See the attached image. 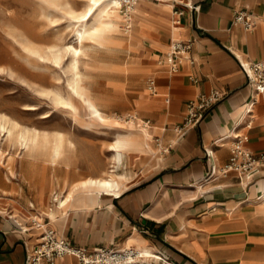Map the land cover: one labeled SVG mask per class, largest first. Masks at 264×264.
<instances>
[{"label":"crops","instance_id":"crops-1","mask_svg":"<svg viewBox=\"0 0 264 264\" xmlns=\"http://www.w3.org/2000/svg\"><path fill=\"white\" fill-rule=\"evenodd\" d=\"M138 2L146 25L135 27L127 46L139 82L154 80L153 91L142 88L140 103L148 121V150L140 149L142 137L133 134L130 150L137 156L133 171H125L133 176L119 195L100 193L88 199L75 192L61 209L47 202L46 211L40 212L46 183L59 187L50 169V180L44 172L28 204H36V217L75 247L150 246L164 261L156 264H264V170L250 181L235 172H216L230 158L234 134L246 136L245 146L254 153L264 150V93L250 113L243 112L253 88L240 67V61L264 58V0ZM237 11L252 14L253 29L233 24ZM186 40L191 47L180 57L178 70L170 73L166 55L173 42ZM212 91L222 94L219 101L178 136L174 126L181 123L187 104ZM249 120L251 126L244 127ZM139 126L134 132L142 130ZM22 204L0 208V264H27L36 244L39 231L28 228L31 217ZM21 226L27 231L21 232ZM52 264L78 262L66 255Z\"/></svg>","mask_w":264,"mask_h":264},{"label":"rangeland","instance_id":"rangeland-1","mask_svg":"<svg viewBox=\"0 0 264 264\" xmlns=\"http://www.w3.org/2000/svg\"><path fill=\"white\" fill-rule=\"evenodd\" d=\"M87 7L88 0H0V112L27 127L60 131L73 143L68 146L66 141L63 160L69 166L65 167L63 162L59 164L60 168L54 172L58 179L100 175L110 163L108 157L112 151L108 150V143L122 134L132 144L133 134L128 135L124 126L131 119L144 121L140 107L142 88L149 92L147 79L139 82L137 72L131 68L132 52L127 43L118 46L107 41L90 42L81 49L80 66L92 75V92L110 118L90 116L78 102H75V111H68L53 101L52 92L67 94L71 58L68 47L78 45L77 31L85 22L82 15ZM121 11L124 15L126 2L122 3ZM31 46L37 51H30ZM0 148L5 157L8 153L14 154L19 161L18 149L9 146L2 136ZM36 153V168L38 172L43 170L49 181L51 170L48 166L43 168L47 151L39 149ZM121 153L125 154L118 158L115 170L133 171L137 155L130 149ZM24 166L27 172L25 179H21L19 162L12 164L10 182L5 180L6 170L0 164V208H6V204L18 207L24 201L27 215L34 218L38 214L35 207H38L34 202L32 208L28 202L33 201L32 189L43 180L29 181L32 173L27 165ZM45 187V196L38 208L40 212L46 211V203H50L54 189L62 188L51 187L48 182Z\"/></svg>","mask_w":264,"mask_h":264},{"label":"bare ground","instance_id":"bare-ground-1","mask_svg":"<svg viewBox=\"0 0 264 264\" xmlns=\"http://www.w3.org/2000/svg\"><path fill=\"white\" fill-rule=\"evenodd\" d=\"M123 2H130L133 5V7L131 5L129 8L130 15H121ZM145 15L142 5L138 0H88V7L82 15V17L85 18V22L81 24V28L77 31L76 43H78V45L68 47L71 52V58L70 63H68L70 76L67 94L62 95L54 91L52 92L53 101L59 107L68 111H75V102H78L90 116L102 119L107 117L110 118L104 111V107L101 108L98 99L92 92V75L84 72L80 66L81 49L90 42L102 44L101 41H107L118 46L125 45L130 38L136 35L135 27L137 25H143L146 22ZM29 50L32 52L37 51L32 46L29 47ZM131 68L133 70L135 67L131 66ZM129 117L133 118V115H129ZM140 121L139 119L136 121L132 119L126 121L124 128L127 130L128 135H140L142 137L139 141L140 149L148 150L149 144L147 141L150 133L147 124L144 121ZM142 122H144V124H141L142 130L134 132L137 125ZM120 127L123 126L121 125ZM1 136L9 146L18 149L19 153H17V155L20 154L18 161L14 154L8 153L5 157L0 148V164H2L6 170L4 174L6 181L11 180L10 178L13 175L11 166L14 162H19L21 166L19 170L21 179H25L27 169L24 165H27L29 171L32 173V175L28 177V180L34 181L38 172L34 159L39 149L47 151L44 169L48 166L51 170L56 171V169L60 168L59 164L64 161L63 149L67 140L65 139L64 133L60 131L47 132L41 131L35 127H27L0 112V140ZM129 142L130 141L127 140L124 135L118 134L112 142L107 144L108 150L112 151L108 157L110 163L105 170H101V174L98 176H88L71 180L68 177L58 179L57 176L54 175L55 185L62 186L61 190L54 191L53 193V195H56L55 203L57 209H61L68 203L75 192H84L88 199H94L100 193L114 196L119 195L126 187L124 184L130 179V174L128 172H117L115 170V164L118 162V158L125 154L121 152L131 149L132 144ZM67 143L68 146H73L71 141L68 140ZM64 166H69L66 161H64ZM38 173H40L38 175H40L39 181H41L44 171L42 170ZM47 213L50 214L49 209ZM38 218L42 219L41 217ZM136 248L144 259L154 261L160 259V256L154 253L150 246Z\"/></svg>","mask_w":264,"mask_h":264},{"label":"built area","instance_id":"built-area-1","mask_svg":"<svg viewBox=\"0 0 264 264\" xmlns=\"http://www.w3.org/2000/svg\"><path fill=\"white\" fill-rule=\"evenodd\" d=\"M130 3L126 2L125 15L130 12ZM185 6L198 10V6L185 3ZM233 24L239 25L245 30H251L256 24V20L248 11H237L233 15ZM191 47V42L175 41L171 45L169 53L166 55L165 62L170 73L178 70L180 57L187 53ZM240 67L252 85L253 93L244 106V113H250L258 97L264 93V58L255 62H242ZM147 89L154 90V80H147ZM222 94L218 91H212L208 94H201L197 99L190 101L186 106V111L181 123L174 126V131L178 136L183 135L188 129L195 127L206 112L221 98ZM251 118V117H250ZM264 128V115L260 118ZM147 124L148 121H145ZM251 120L247 121L244 127H250ZM247 137L242 134H234L233 141L230 144V158L227 163L221 166L217 173L225 175L228 172H235L239 178L250 181L254 175L264 170V150L254 153L248 149L245 144ZM165 151V150H163ZM215 173V169L211 174ZM56 195H52L50 203H54ZM32 207V206H31ZM29 227L39 231L36 244L31 250V255L27 254L26 263L39 264L41 261L54 263L56 260L66 255L76 257L78 264H133L146 263L156 264L164 261L158 259L147 260L140 254L135 246H126L121 248H95L85 249L70 245L65 239L59 237L55 230L48 226L44 219L38 217L29 219ZM21 232H26L27 228L21 226Z\"/></svg>","mask_w":264,"mask_h":264}]
</instances>
